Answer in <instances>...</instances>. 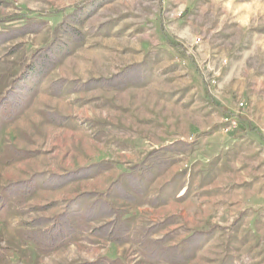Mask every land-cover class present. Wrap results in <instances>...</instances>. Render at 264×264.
I'll return each mask as SVG.
<instances>
[{
	"label": "rangeland",
	"instance_id": "1",
	"mask_svg": "<svg viewBox=\"0 0 264 264\" xmlns=\"http://www.w3.org/2000/svg\"><path fill=\"white\" fill-rule=\"evenodd\" d=\"M157 193L111 264H264V0H0V264L87 263L58 212Z\"/></svg>",
	"mask_w": 264,
	"mask_h": 264
},
{
	"label": "crops",
	"instance_id": "2",
	"mask_svg": "<svg viewBox=\"0 0 264 264\" xmlns=\"http://www.w3.org/2000/svg\"><path fill=\"white\" fill-rule=\"evenodd\" d=\"M255 136L258 140L262 137L258 131L256 132ZM56 185L61 186V184H57V182L55 184H50L48 181H45L42 183L41 188L44 190L56 188L58 190L59 187H56ZM145 195L144 199H146L147 196ZM123 198H127L129 202L132 203H129L128 207H117L115 210H111L112 208L108 206H93L90 204L78 206L76 209L72 206L69 208L64 206L63 209L58 212L59 214L57 216V219H59L61 223H55L52 221L51 224H49V227L52 229L48 230V232L44 234L47 235L45 241V248L47 250L46 253L57 250V246L65 244L67 242L66 240L71 238V247L82 245L85 246L86 249V252L82 254L84 260H80L81 257H78V263H96L101 261V263L105 262L109 264L110 262L111 264V262L121 260L119 257L121 255L120 252L114 253V251L120 250L122 246H132L134 244H141V246L154 245V242L152 243V241L149 242L146 240H141L138 242V239H134L135 236L132 234V231L135 230V220L141 215L140 209L143 208L144 211H147V209L160 211L167 205V197L164 194L162 196L161 193H157L150 200L144 202L142 206H137L139 205L138 196H132L129 194L124 195L122 199ZM152 199H155V205L152 204ZM107 209L111 210L112 212L108 211ZM65 213H72L71 218L68 215L66 216ZM149 213H152V211ZM149 213H144V217H146V219H151ZM49 217L51 216H48V219ZM98 218H102L101 220L104 221L97 222L96 224L95 221H98ZM150 223L151 228L149 227V229L152 230L153 225L152 222ZM151 234L153 233L151 232ZM156 239L157 242H160L161 238ZM144 253L145 256L143 259H153L154 252L151 247L148 248L147 252ZM87 254H95L93 256L96 257L90 259L89 256L91 255ZM136 255L138 257H136ZM133 258H137L139 260V255L136 253Z\"/></svg>",
	"mask_w": 264,
	"mask_h": 264
},
{
	"label": "built area",
	"instance_id": "3",
	"mask_svg": "<svg viewBox=\"0 0 264 264\" xmlns=\"http://www.w3.org/2000/svg\"><path fill=\"white\" fill-rule=\"evenodd\" d=\"M223 132L228 134L237 129V122L233 117H225L223 119Z\"/></svg>",
	"mask_w": 264,
	"mask_h": 264
},
{
	"label": "trees",
	"instance_id": "4",
	"mask_svg": "<svg viewBox=\"0 0 264 264\" xmlns=\"http://www.w3.org/2000/svg\"><path fill=\"white\" fill-rule=\"evenodd\" d=\"M245 124H246L245 122H240V121H238V122H237V129L234 130V131L231 132V133H235L236 131L239 130V131H241V132L254 134V133H255V129H254V128H251L250 131H247V127H246ZM231 133H230V134H231ZM255 134H256V133H255ZM82 264H90V263H82ZM92 264H93V263H92ZM94 264H96V263H94Z\"/></svg>",
	"mask_w": 264,
	"mask_h": 264
}]
</instances>
